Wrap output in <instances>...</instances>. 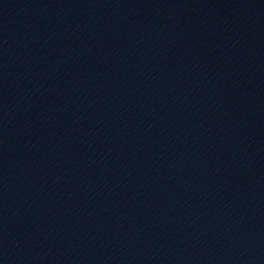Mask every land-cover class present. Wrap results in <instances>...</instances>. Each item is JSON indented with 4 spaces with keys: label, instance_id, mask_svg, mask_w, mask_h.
<instances>
[{
    "label": "water",
    "instance_id": "obj_1",
    "mask_svg": "<svg viewBox=\"0 0 264 264\" xmlns=\"http://www.w3.org/2000/svg\"><path fill=\"white\" fill-rule=\"evenodd\" d=\"M86 0H0V126Z\"/></svg>",
    "mask_w": 264,
    "mask_h": 264
}]
</instances>
